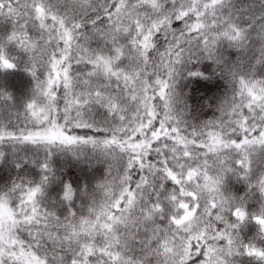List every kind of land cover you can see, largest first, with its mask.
<instances>
[{
  "label": "snow or ice",
  "instance_id": "snow-or-ice-1",
  "mask_svg": "<svg viewBox=\"0 0 264 264\" xmlns=\"http://www.w3.org/2000/svg\"><path fill=\"white\" fill-rule=\"evenodd\" d=\"M0 264H264V0H0Z\"/></svg>",
  "mask_w": 264,
  "mask_h": 264
}]
</instances>
